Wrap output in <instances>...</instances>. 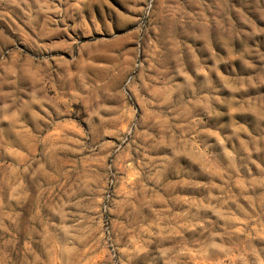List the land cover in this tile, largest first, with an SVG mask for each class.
Listing matches in <instances>:
<instances>
[{
	"label": "rangeland",
	"instance_id": "rangeland-1",
	"mask_svg": "<svg viewBox=\"0 0 264 264\" xmlns=\"http://www.w3.org/2000/svg\"><path fill=\"white\" fill-rule=\"evenodd\" d=\"M0 264H264V0H0Z\"/></svg>",
	"mask_w": 264,
	"mask_h": 264
}]
</instances>
